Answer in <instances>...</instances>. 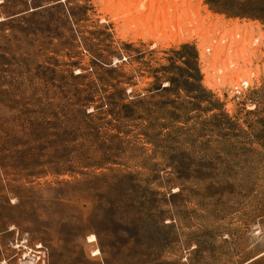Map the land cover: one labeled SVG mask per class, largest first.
I'll return each mask as SVG.
<instances>
[{"label": "rangeland", "instance_id": "obj_1", "mask_svg": "<svg viewBox=\"0 0 264 264\" xmlns=\"http://www.w3.org/2000/svg\"><path fill=\"white\" fill-rule=\"evenodd\" d=\"M1 18L0 264H264V0Z\"/></svg>", "mask_w": 264, "mask_h": 264}, {"label": "bare ground", "instance_id": "obj_2", "mask_svg": "<svg viewBox=\"0 0 264 264\" xmlns=\"http://www.w3.org/2000/svg\"><path fill=\"white\" fill-rule=\"evenodd\" d=\"M205 12V11H204ZM207 12V11H206ZM205 15H207V13L205 14ZM211 15V14H210ZM208 16V15H207ZM214 16V15H213ZM203 18V17H202ZM206 18V17H205ZM214 18V17H213ZM213 18H211L212 20H213ZM204 19V18H203ZM218 19V18H217ZM216 18L214 19V20H217ZM0 20H2V18L0 19ZM220 20V19H219ZM204 21H205V19H204ZM207 21H208V17H207ZM219 22V24H220V22L221 21H218ZM218 24V23H217ZM235 24V23H234ZM251 24V23H250ZM248 25L249 27L251 26V25ZM244 25H245V23H244ZM256 27H257V25H256ZM93 240V236H92V239L91 240H89V241H92ZM27 255V254H26ZM26 255H24L23 257H22V259H21V264H33V261H35V259L34 260H32V259H30V258H27L26 259Z\"/></svg>", "mask_w": 264, "mask_h": 264}]
</instances>
